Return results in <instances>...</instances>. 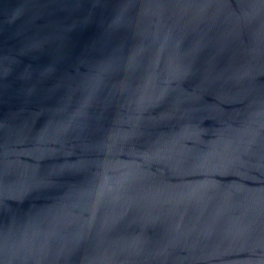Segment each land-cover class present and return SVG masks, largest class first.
<instances>
[{
  "label": "water",
  "instance_id": "95a60500",
  "mask_svg": "<svg viewBox=\"0 0 264 264\" xmlns=\"http://www.w3.org/2000/svg\"><path fill=\"white\" fill-rule=\"evenodd\" d=\"M0 264H264V0H0Z\"/></svg>",
  "mask_w": 264,
  "mask_h": 264
}]
</instances>
